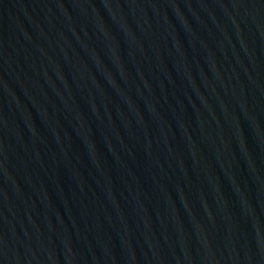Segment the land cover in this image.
Masks as SVG:
<instances>
[{
	"label": "water",
	"instance_id": "95a60500",
	"mask_svg": "<svg viewBox=\"0 0 264 264\" xmlns=\"http://www.w3.org/2000/svg\"><path fill=\"white\" fill-rule=\"evenodd\" d=\"M0 264H264V0H0Z\"/></svg>",
	"mask_w": 264,
	"mask_h": 264
}]
</instances>
